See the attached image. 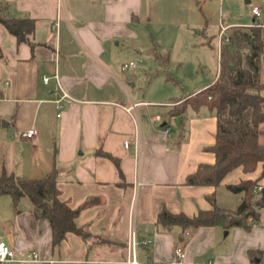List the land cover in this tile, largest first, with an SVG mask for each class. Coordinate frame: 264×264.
<instances>
[{"label": "crops", "instance_id": "obj_1", "mask_svg": "<svg viewBox=\"0 0 264 264\" xmlns=\"http://www.w3.org/2000/svg\"><path fill=\"white\" fill-rule=\"evenodd\" d=\"M150 2L0 0L11 16L36 21L34 50L18 45L0 24V174L41 179L56 169L60 199L72 209L80 208L75 222L91 234L84 241L68 233L52 248L49 223L34 216L27 198L21 199L18 211L11 199L0 200V241L19 259L31 251L40 259L22 264H124L131 232L149 241L137 248L142 264L171 261L178 246L185 264H257L261 258L252 261L249 252L264 255V222L250 231L216 226L184 232L155 224L161 204L171 213L193 216L211 209L206 198L213 193L220 207L233 209L242 194L230 193L225 186L257 179L264 186V177L259 164L253 173L234 169L216 188L184 183L198 165L215 162L206 148L215 143L216 117L206 106H188L183 119L167 118L166 113L214 83L219 71L213 82L170 100L133 93V78L121 70L127 62L119 64L121 47L140 51L136 41L139 27L150 21ZM254 6L262 17L261 5L254 4L252 22L227 24L224 34L232 27L251 26L264 33V21L256 24L260 17L252 15ZM61 89L69 99L57 109ZM260 94L264 96V90ZM153 116L161 120L152 123ZM171 122L176 126L172 135ZM164 127L169 128L165 138ZM30 129L35 134L24 137ZM97 151L117 159L119 168ZM231 235L234 243L216 248L222 236Z\"/></svg>", "mask_w": 264, "mask_h": 264}, {"label": "trees", "instance_id": "obj_2", "mask_svg": "<svg viewBox=\"0 0 264 264\" xmlns=\"http://www.w3.org/2000/svg\"><path fill=\"white\" fill-rule=\"evenodd\" d=\"M0 24L15 37L18 45L25 43L31 50L35 49L36 43L31 40L36 27L34 19L13 17L7 5L0 4ZM151 41L149 53L158 67H167L169 52L162 54L153 39ZM261 69H264V35L260 27H232L221 41L217 80L166 113L167 118L180 116L183 119L188 106L194 109L206 106L216 117L215 143L206 148L215 155V162L198 165L197 170L185 178L186 185L216 188L234 169L253 173L259 164L261 177H264V96L260 94L264 83L260 82ZM179 128H182V123ZM97 154L110 159L119 168L118 160L108 153L97 151ZM57 177L56 169L41 179L24 178L5 171L0 174V195L10 197L15 211H18L21 199L27 198L34 216L48 221L52 248L59 246L68 233H74L84 241L91 238V234L75 222L80 208L72 209L60 199ZM258 181L242 180L225 186L230 193L242 194L239 204L233 209L220 207L213 193L206 198L211 209L199 210L193 216L183 212L171 213L161 204L155 224L163 229L177 227L184 232L216 226L225 230L239 227L250 231L262 224L264 188L255 192L260 185ZM88 204L89 201L84 206ZM100 240L96 239L97 242ZM249 254L252 261L262 255L258 252L255 255L253 251Z\"/></svg>", "mask_w": 264, "mask_h": 264}, {"label": "rangeland", "instance_id": "obj_3", "mask_svg": "<svg viewBox=\"0 0 264 264\" xmlns=\"http://www.w3.org/2000/svg\"><path fill=\"white\" fill-rule=\"evenodd\" d=\"M150 1L151 4L147 6L151 13L150 21L139 27L140 36L136 41L140 51L132 52L121 47L119 62L132 61L135 64L134 68L127 69L125 73L133 78L131 83L136 84L133 93H139L141 98L152 96L170 100L213 82L219 71L221 41L229 32L227 30L224 34V26L251 23L250 7L254 4L261 5L264 11V0H249L250 3L248 0ZM261 21H264V12L255 23ZM151 39L161 53L169 51L167 67H158L149 51L146 52L152 47ZM260 82L264 83V69L260 71ZM170 129L172 135L176 130L175 123H170ZM0 198L7 202L10 200L7 195ZM232 236H222L216 248L234 243ZM240 241L241 238H238L236 244Z\"/></svg>", "mask_w": 264, "mask_h": 264}, {"label": "built area", "instance_id": "obj_4", "mask_svg": "<svg viewBox=\"0 0 264 264\" xmlns=\"http://www.w3.org/2000/svg\"><path fill=\"white\" fill-rule=\"evenodd\" d=\"M251 12L255 18H259L261 16V10L258 6L252 7ZM224 30L225 28H223L222 31ZM134 66L135 64L132 62L123 64L121 66V70L125 71L129 68H134ZM55 78L58 79V76L56 75ZM49 79L50 78L48 77L43 78L44 83H48ZM63 99H69V96L68 94L62 91L61 98L55 101L57 109L62 108L61 102ZM134 107H135V104H133L128 109H126L127 112H130L132 109H134ZM57 116H60V114H58ZM160 120H161L160 116H153L150 118V121L152 123L160 121ZM168 131H169V128L164 127L162 129V136L164 138L168 135ZM34 134H35V130L30 129L24 134V137L31 138ZM262 188H264V186L262 185L257 186L255 189V192H260ZM148 243H149L148 240H138L135 236V233L131 232L130 238L127 243L128 256L124 264H142L138 260V257H137V248L138 246H145ZM184 258H185L184 250L181 246H178L174 250V258L171 261L160 262L159 264H185ZM28 262H40L38 254L34 251H31V252H28L24 258L19 259L16 257L14 250L10 246H8L5 242L0 241V264H22V263H28ZM257 264H264V255H262L260 262Z\"/></svg>", "mask_w": 264, "mask_h": 264}, {"label": "water", "instance_id": "obj_5", "mask_svg": "<svg viewBox=\"0 0 264 264\" xmlns=\"http://www.w3.org/2000/svg\"><path fill=\"white\" fill-rule=\"evenodd\" d=\"M179 121H180V117H177L176 118V122H177V124H179ZM162 125H164V123L162 124ZM227 233V231H225V234ZM256 262H258V259L256 260Z\"/></svg>", "mask_w": 264, "mask_h": 264}]
</instances>
